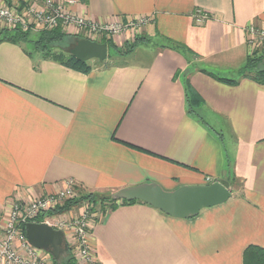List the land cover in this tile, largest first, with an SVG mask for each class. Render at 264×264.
Returning <instances> with one entry per match:
<instances>
[{"label":"crops","instance_id":"obj_1","mask_svg":"<svg viewBox=\"0 0 264 264\" xmlns=\"http://www.w3.org/2000/svg\"><path fill=\"white\" fill-rule=\"evenodd\" d=\"M64 3L100 23L148 17V40L123 61L91 60L88 73L0 43V218L16 196L68 180L113 193L226 179L232 197L192 217L120 203L94 220L90 242L98 264H244L249 246L264 247V85L239 68L251 54L244 27L264 26V0ZM198 10L209 18L196 21ZM118 36L119 48L136 37ZM188 82L203 99L196 115Z\"/></svg>","mask_w":264,"mask_h":264},{"label":"built area","instance_id":"obj_2","mask_svg":"<svg viewBox=\"0 0 264 264\" xmlns=\"http://www.w3.org/2000/svg\"><path fill=\"white\" fill-rule=\"evenodd\" d=\"M22 5L25 6V14L16 10ZM67 9L63 2L56 0H12L9 4H0V19L10 27L24 31L30 23L28 17H31L37 31L38 23H42L46 26L44 29L60 27L64 32L72 29L76 30L79 36L92 40L104 34L112 37L122 35L129 30L141 28L150 20L148 17L127 21L117 18L109 23H100ZM208 18L209 16L200 10L195 13L198 22ZM244 30L250 48L254 52L262 51L264 26L250 23ZM79 195V185L74 180H68L56 191L41 194L34 199L25 200L24 197L16 196L11 201L10 209L0 220V226L6 221L5 225L0 227V264H52L53 257L47 251L29 243L25 232V225L29 222L45 223L63 230L69 246L73 243V255L75 262L77 257V264L98 263L90 242L95 216L92 205L88 203L80 217L75 219L67 218L59 210L67 201Z\"/></svg>","mask_w":264,"mask_h":264},{"label":"water","instance_id":"obj_3","mask_svg":"<svg viewBox=\"0 0 264 264\" xmlns=\"http://www.w3.org/2000/svg\"><path fill=\"white\" fill-rule=\"evenodd\" d=\"M69 52L79 60L104 61L109 54V45L107 42L82 38L75 41ZM112 197L128 201L142 200L171 216L187 218L230 199L232 187L226 179H215L204 185H184L173 191H166L157 183H142L122 188L112 193ZM25 232L31 245L47 251L58 261L69 251L65 233L61 229L45 223L29 222L25 225Z\"/></svg>","mask_w":264,"mask_h":264},{"label":"trees","instance_id":"obj_4","mask_svg":"<svg viewBox=\"0 0 264 264\" xmlns=\"http://www.w3.org/2000/svg\"><path fill=\"white\" fill-rule=\"evenodd\" d=\"M60 27L54 28L52 30H43L41 32H37L35 34V39L30 37L31 32H24L19 28H15L13 30H6L0 32V43L1 42H12L16 44H30L32 50H35L39 53H41L42 57L45 59H51L54 61H57L61 64H64L70 68H73L75 70H78L80 72L88 73L92 69V65L89 63V61H83L77 59L75 56H73L71 53L67 54L65 51H55L52 48V44L54 43H63L65 42L68 34H65V32L61 31L59 29ZM70 37V36H68ZM135 41L129 45L127 51L124 52H132L136 46L140 42H142L143 38H135ZM102 42H107L108 45L113 46L118 50V52L122 53V48H119L114 42L110 41L109 39H105ZM180 49H183L184 52L188 51V49L183 45H178ZM29 55H31V51H27ZM255 55H249L247 59L245 60L244 64L239 68L240 74H243L244 76H248L251 79L255 80L259 84L264 85V52H258L254 53ZM226 82H235V80L226 79V78H220ZM187 97H188V103H189V110L190 112L194 113V115L198 114V108L203 104V99L198 94V92L192 87V85L188 82L187 83ZM97 198H96V197ZM96 199H101V202L104 204H110L112 208L111 210L116 208L118 205L116 202H121L122 204L125 203H132L139 200H123V199H114L112 197V193L108 196L102 195L99 193H87L82 196L80 200H69L65 203L64 206H62L59 210H65L69 207L80 203L82 200H93L97 201ZM52 264H75V258L72 253V250L69 246V251L60 258V261L56 259H52ZM244 264H264V247L260 246H249L245 252H244Z\"/></svg>","mask_w":264,"mask_h":264},{"label":"rangeland","instance_id":"obj_5","mask_svg":"<svg viewBox=\"0 0 264 264\" xmlns=\"http://www.w3.org/2000/svg\"><path fill=\"white\" fill-rule=\"evenodd\" d=\"M63 1V3H64V1L65 0H62ZM69 1V0H68ZM12 2V0H0V4H9V3H11ZM61 2V1H60ZM65 4V3H64ZM66 5V4H65ZM16 10L19 12V11H22V13L23 14H25V6H21L20 8L19 7H17L16 8ZM67 11H69V12H72L71 10H69V8L67 9ZM74 13V12H73ZM29 18V20H30V23L27 25V30L26 29H24V32H31L32 34H30V37L31 38H33V39H35V34H37V32L39 33V32H41V31H43V30H48V28L47 29H44L46 26H44L42 23H38V31L35 29V25L33 24V22H32V18L31 17H28ZM23 28V27H22ZM54 28H56V27H52V29H54ZM13 29H15V28H13V27H10L9 25H7V23H5L4 22V20H2V19H0V32L1 31H6V30H13ZM20 29V28H19ZM43 29V30H42ZM59 29H61V31H63V29L62 28H59ZM22 30V29H21ZM23 31V30H22ZM71 31H73V30H71ZM130 32H132V35H134V36H136V37H134V38H143L144 40H148L147 39V37H144V35L143 36H139L140 34V28H136V29H132V30H129ZM129 31H127V32H125V33H123L121 36H125V34H127ZM64 32V31H63ZM65 34H67V33H65ZM70 34H68V36H69ZM67 36V38H66V40H65V42H63V43H54V44H52V49L53 50H55V51H65V52H67V54H70V52H69V50H70V48H72L73 46H74V44H75V41L77 40V39H82V38H85V37H68ZM120 35L118 36V37H121ZM101 37H102V39H101ZM114 38L115 37H112V35H108V36H106L105 34L104 35H100V36H97L96 38H95V40H98V39H101V41L103 40H105V39H109L110 41H112V42H114L115 44H116V42L114 41ZM119 44H121L122 46V53H120V52H118V50L116 49V48H114L113 46H109V54H108V57L104 60V61H99L98 59H92L93 61L95 60V63H98V64H105V63H113V62H120V61H123V59H121V58H126V57H121V55H127V54H130L131 52H129V53H127V52H124L123 53V51H127V49H128V44L129 45H131L132 44V42H127V41H123V39H118V41H117ZM156 43V42H155ZM262 47V46H261ZM250 55L252 56V55H255L254 53H257L258 54V52H254V50L252 49V48H250ZM260 52H264V47L262 48V51H260ZM108 59V60H107ZM91 60H89V63L92 65L93 64V62H90ZM109 61V62H108ZM113 192V191H112ZM115 192H117V191H115ZM115 192H113V193H115ZM87 193H90L89 191H84V192H82V194L81 195H79V196H77V197H75L74 199H72V201H75V200H80L81 198H82V196L83 195H85V194H87ZM92 193H96V192H92ZM99 194H102V195H106V196H108V195H110L111 194V192L109 193V192H105V193H99ZM40 194H38V193H35V194H30V195H26L25 197L24 196H20V197H24V199L25 200H29V199H34V198H37L38 196H39ZM96 197V196H95ZM95 197H93V198H95ZM97 198V197H96ZM95 198V200H97V201H93V200H82L80 203H78V204H75V205H73V206H71V207H69L68 209H65V210H61V213H62V215H64V216H66L67 218H70V219H75V218H77V217H80V215L84 212V210L86 209V206L88 205V203L89 204H91L92 205V207L94 208V211H95V216L93 217L94 218V220H96V219H100L103 215H105L107 212H109L111 209L110 208H112L111 206H110V204H104V203H102L101 202V199L99 198V199H96ZM139 201H142V200H139ZM144 202V201H143ZM117 203V205H119L121 202L119 201V202H116ZM146 203V202H145ZM94 213V212H93ZM4 216V215H3ZM3 218V217H2ZM0 220H1V218H0ZM5 223H6V221H5ZM5 223H3V225H1L2 227L5 225ZM0 226V227H1ZM65 239H66V237H65ZM67 241V240H66ZM69 243V242H68ZM73 243L71 242V244H70V248H71V250H72V253L74 252L75 253V251H73ZM67 253V252H66ZM65 253V254H66ZM64 254V253H63ZM62 254V255H63ZM77 262H78V260H77V257H76V263L75 264H77ZM53 263V262H52ZM96 264H98V263H96Z\"/></svg>","mask_w":264,"mask_h":264},{"label":"bare ground","instance_id":"obj_6","mask_svg":"<svg viewBox=\"0 0 264 264\" xmlns=\"http://www.w3.org/2000/svg\"><path fill=\"white\" fill-rule=\"evenodd\" d=\"M208 16H209V15H208ZM80 37H83V36H80ZM85 38H86V37H85ZM79 190H80V188H79ZM80 192H81V194H82V192H83V191H82V190H80Z\"/></svg>","mask_w":264,"mask_h":264}]
</instances>
